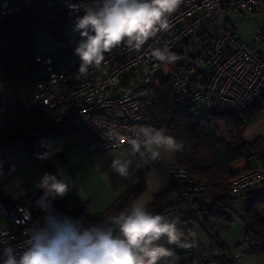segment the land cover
Here are the masks:
<instances>
[{
    "label": "built area",
    "instance_id": "obj_1",
    "mask_svg": "<svg viewBox=\"0 0 264 264\" xmlns=\"http://www.w3.org/2000/svg\"><path fill=\"white\" fill-rule=\"evenodd\" d=\"M42 1L63 12L66 47L60 54L52 42L51 46L45 43L23 60L25 66L34 64L35 79V91L24 108L64 107L70 113L71 133L78 134L89 150L128 146L127 137L132 135V129L143 126L140 122L161 91L164 79H168L170 109L190 104L191 114L197 118L214 112H239L264 93V50L255 48L264 42V23L256 28L251 42H245L235 36L227 18L230 13H264V0H183L169 17L167 31L157 33L138 51L123 46L113 49L105 54L99 69L90 67L83 75L77 74L80 60L73 54L79 34L72 29L76 17L84 14L83 6L92 0ZM76 6H80L79 10ZM20 7L19 0H0V19L16 14ZM205 38L206 48L200 53L202 67H198L190 61L189 54L197 45L202 47L201 39ZM165 44L175 54L182 46L188 59L172 64L155 61L152 50ZM156 69L161 71L157 76ZM122 82L124 85L120 86ZM1 123L0 119V128ZM113 133L119 134L118 143ZM169 173L173 180L181 182V188L170 198L168 217L177 218L178 226L190 237V227L180 221L179 205L206 191L208 181L191 176L185 167L175 163ZM260 184H264V164L259 161L254 168L227 180L224 187L235 196ZM39 208L36 202L5 205L0 201V264L5 258V247H14L17 254L22 251L25 230L42 217L36 214ZM196 219L202 221L203 216ZM244 254L242 250L236 252L231 262ZM178 255L179 264H229L216 250H202L198 243L196 247H185Z\"/></svg>",
    "mask_w": 264,
    "mask_h": 264
},
{
    "label": "trees",
    "instance_id": "obj_2",
    "mask_svg": "<svg viewBox=\"0 0 264 264\" xmlns=\"http://www.w3.org/2000/svg\"><path fill=\"white\" fill-rule=\"evenodd\" d=\"M19 1L21 7L16 14L0 19V110L18 112L20 119L22 118L16 125L0 130V168H4L5 165L3 149L6 145L20 140L28 149L37 152L41 150L38 147L39 143L65 133L70 115L62 106L54 109L45 106L24 108L25 102L35 91V79L32 75L34 64L31 62L25 66L23 60L33 51L41 26L46 29L58 52L64 53L63 12L55 7H48L42 0ZM205 41L206 38L201 39L203 44L201 49L206 48ZM199 54L200 51L196 55L189 54L190 61ZM176 55L181 63L188 59L183 55L182 46L177 49ZM123 85L124 82L120 86ZM191 107L190 104H185L175 110L170 109L168 79H164L161 91L156 94L140 125L163 128L166 134L183 142V150L174 153L175 164L185 167L191 176L208 181V189L196 196L205 194L209 200L197 199V214L192 213L185 220L199 223L210 241V248L220 252L222 246L213 233L214 224L230 221L226 211L232 209L235 200V196L225 191L224 184L242 171L232 170L231 164L242 158L259 155V151L264 148L262 139L248 143L243 141L242 137L246 126L264 110V93L239 112H214L204 118H197L192 116ZM219 122H223L229 131L228 141L218 134ZM259 161L264 164V155L259 157ZM144 175L145 169H140L135 176L138 177V182L134 179L127 192L98 214L89 213L85 208L69 210L63 201L51 203L57 211L62 210L67 216L75 219L83 216L89 222H101L111 215H118L130 206L145 187ZM180 188L181 182L174 180L169 188L154 196L153 201L147 205L148 210L153 214L168 216L172 208L170 198ZM39 195L33 194L21 202L30 203ZM262 203L264 195H253L238 217L245 229L243 237L249 245V252L264 256V219L258 213L259 205ZM36 214L44 215L41 208L36 210ZM199 215L203 216L202 221H197L196 217ZM180 221L183 219L180 218Z\"/></svg>",
    "mask_w": 264,
    "mask_h": 264
},
{
    "label": "clouds",
    "instance_id": "obj_3",
    "mask_svg": "<svg viewBox=\"0 0 264 264\" xmlns=\"http://www.w3.org/2000/svg\"><path fill=\"white\" fill-rule=\"evenodd\" d=\"M182 3L183 0H92L85 4L84 14L76 17L72 29L79 34L73 52L80 60L77 74H86L90 67L99 69L105 54L118 47L137 51L143 48L157 33L169 29V17ZM151 55L161 64L179 59L167 44L155 47ZM113 135L118 143L119 134ZM126 143L130 156L151 162L165 160L184 148L183 142L166 134L165 129L152 126L132 129ZM51 154L38 153L37 158L47 159ZM138 167L126 157H113L110 163V168L124 180H132ZM135 180L138 182V177ZM35 187L44 192L36 202L44 215L25 230L19 254L12 246L3 249L2 264H179L178 253L167 245L197 246L196 233L189 237L181 231L177 218L150 212L147 197L137 198L118 215L93 223L83 216L73 219L53 207L51 199L69 193L68 179L45 173Z\"/></svg>",
    "mask_w": 264,
    "mask_h": 264
},
{
    "label": "crops",
    "instance_id": "obj_4",
    "mask_svg": "<svg viewBox=\"0 0 264 264\" xmlns=\"http://www.w3.org/2000/svg\"><path fill=\"white\" fill-rule=\"evenodd\" d=\"M228 21L234 29L229 18ZM234 31L238 39L251 42V38L242 37L237 34L235 29ZM255 48L264 50V42L255 45ZM218 134L228 141L230 134L223 122L218 123ZM242 137L243 141L248 143L258 139L264 141V110L258 113L246 126L242 132ZM38 147L41 150L33 152L20 140L4 147L5 165L4 168H0V201L3 204L10 205L14 202H21L24 198L39 193V197L32 201L37 202L44 195V192L42 189H37L35 185L45 173H51L56 175L58 179L70 181L69 193L63 198H49L51 201H63L69 210L85 208L92 214L101 213L127 192L135 179L134 177L132 180H124L119 177L110 168L113 157L133 159L134 165L139 166L135 176L140 169H145V187L137 198L147 197L148 205L157 193L169 188L174 181L169 173V167L175 163L174 154L167 156L165 160L151 162L146 159L141 160L139 156H130L131 150L128 146L105 151H92L88 149L78 134L71 133L68 126L65 128V133L44 140L43 145L41 142ZM46 152L52 153L47 159L37 158L38 153L44 154ZM259 152V155L236 160L231 164V169L238 171L254 168L259 162V157L264 155V148ZM251 159H254V162ZM253 195H264V184L235 195V197L240 198L239 201L242 206L236 210L233 202L232 209L226 211L230 221L214 224L213 233L217 242L222 246L220 252L216 251L223 260L231 261L233 254L241 250L245 251L243 257L229 264H264V256L249 252V245L243 237L245 229L238 217V214ZM200 198H203L204 201L209 200L205 194L190 196L180 203L179 213L180 218L183 219L182 223L188 225L191 232L196 233V241L199 247L206 251L211 249L206 233L201 229L199 223L185 220L188 215L197 214V199ZM258 213L264 219V203L259 205ZM178 227L185 233L182 227ZM162 243H166V241H162ZM167 246L172 247L178 254L185 250V247Z\"/></svg>",
    "mask_w": 264,
    "mask_h": 264
},
{
    "label": "rangeland",
    "instance_id": "obj_5",
    "mask_svg": "<svg viewBox=\"0 0 264 264\" xmlns=\"http://www.w3.org/2000/svg\"><path fill=\"white\" fill-rule=\"evenodd\" d=\"M227 16L230 19L237 34L245 38H251V40H252V35L256 30V28L262 24V23L260 24V22L264 21V13H247L243 15H233L230 13ZM51 42L52 40L49 34L47 33L46 29L44 28V26H41L33 50L35 48L43 47L45 43H49V45L51 46ZM63 43H64L63 48L65 49L66 44L65 42ZM199 51L201 53V47L197 45L196 49L193 51V54L196 55ZM192 60L197 64L198 67H202L200 54L199 56H197L195 59ZM160 72H161L160 69H156L155 75L156 76L159 75ZM0 76H1V59H0ZM0 93H1V83H0ZM0 119L2 120L0 130H2L11 125H16L22 118L20 119V115L18 112H3L2 110H0ZM251 160L252 162H254V159ZM236 197H235L236 202L234 200L235 203L234 208L237 210L239 206H242V203L239 201L240 198L238 197L236 198Z\"/></svg>",
    "mask_w": 264,
    "mask_h": 264
}]
</instances>
